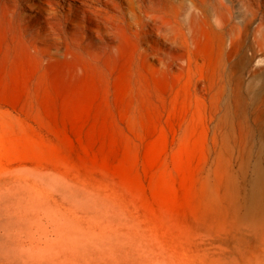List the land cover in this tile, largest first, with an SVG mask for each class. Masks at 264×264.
Listing matches in <instances>:
<instances>
[{
	"label": "rangeland",
	"instance_id": "374dc122",
	"mask_svg": "<svg viewBox=\"0 0 264 264\" xmlns=\"http://www.w3.org/2000/svg\"><path fill=\"white\" fill-rule=\"evenodd\" d=\"M0 264H264V0H0Z\"/></svg>",
	"mask_w": 264,
	"mask_h": 264
},
{
	"label": "bare ground",
	"instance_id": "6f19581e",
	"mask_svg": "<svg viewBox=\"0 0 264 264\" xmlns=\"http://www.w3.org/2000/svg\"><path fill=\"white\" fill-rule=\"evenodd\" d=\"M98 6V5H97ZM101 6V5H100ZM102 13V12H101ZM104 19H105V17H104ZM218 20V19H217ZM114 22V21H113ZM218 22V21H217ZM10 24V23H9ZM105 25V24H104ZM114 25V24H113ZM112 25V26H113ZM234 25L233 26H231V29L233 30L234 29ZM14 28L16 29V27L14 26ZM2 31V30H1ZM236 37H237V35L233 32V33H230V35H229V38H230V40L231 41H234V39H236Z\"/></svg>",
	"mask_w": 264,
	"mask_h": 264
}]
</instances>
